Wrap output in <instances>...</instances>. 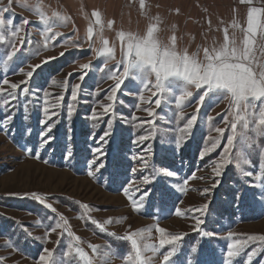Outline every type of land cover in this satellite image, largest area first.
I'll list each match as a JSON object with an SVG mask.
<instances>
[{
	"label": "rangeland",
	"instance_id": "obj_1",
	"mask_svg": "<svg viewBox=\"0 0 264 264\" xmlns=\"http://www.w3.org/2000/svg\"><path fill=\"white\" fill-rule=\"evenodd\" d=\"M145 4L147 7L141 9L140 0H13L11 5L9 0H0V9L5 7L11 9L10 12L2 13L6 20L11 18L14 23L20 24L21 18H26L32 22L25 26V31L34 42L32 45H26L14 60L9 62L7 69L0 59V80L6 75L10 82L18 83L25 79V76L18 72L20 67L26 72L31 70L30 65L40 64L47 57H58L42 69H37L38 75H34L29 87L33 91L47 90L50 99L59 95L65 97L61 108L57 110L59 114L49 121L55 124L51 133L55 139L46 150H37L40 159L30 156L24 147H34L38 134L44 127L39 122L43 119V115L36 104L37 97L41 96L42 92L28 97L33 104L29 105L30 117L27 120L22 107L26 99L19 96L21 106L15 109L16 115L10 126L11 131L9 134L0 131V257L4 258L0 264H39V255L44 254L45 247L53 252L52 260L58 261L66 251L69 238L60 236L62 229L46 235L47 229L53 226L58 214L68 220L69 229L75 236L80 237V241L76 243L88 252L93 264H104L105 258L102 254L108 245H111L113 252L119 253L130 250V246L128 242L101 232L91 223L89 217L100 223L112 218L114 222L106 224L105 228L107 232L115 233L117 236L151 228L150 238L146 232V239L141 241L142 244L158 242L159 233L155 231L157 223L166 229L167 234L187 233L178 249V255L173 258L175 264H182L185 254L194 243H198L202 249L201 259L204 264H223V254L229 242L226 238L228 231L238 234L237 238L241 235H264V209L259 205L252 206V189L245 183L247 178L242 179L241 172L234 166L236 162H240L244 167L245 153L241 150L243 146L239 143V137L234 149V162L219 178L220 185L202 194L204 189L210 188L215 182L211 179V166L204 167V165L218 155L222 145L203 161L199 159V152L203 146L210 143L205 139L207 135H218L211 131V128L224 127L223 117L228 111V100L218 105L206 103L200 110L193 135L180 150H175L173 140L180 134L178 124L183 126L196 111L198 98L196 90H193V97L186 102L183 109L185 113L183 121L177 122L174 115L177 110L174 104L168 107L162 104L161 108H157L155 116L157 135L153 140L139 146L133 144V140L146 132L144 128L138 129L135 125L141 120L152 119L147 116L143 108L155 107L156 97L152 96L155 89L143 92L145 102L138 101V98L128 94L127 90L124 95L118 91L112 134L101 140L100 137L107 130L106 123L109 117L106 116L98 122L88 117L96 101L103 103L108 101L104 99L105 91H101L98 96L92 95L91 92L97 86L108 90L113 81L103 79L105 73H100L94 68L82 85L76 112L71 118L67 116L66 105L70 101L71 85L80 83L78 77L84 71L80 66L90 62L95 66L103 62L104 58L97 59L95 53L103 47L104 39H107L109 46L115 50V60L108 61L107 69H112L116 61L122 59L121 41L117 36L120 31L142 36L150 24H157L158 36L162 41L167 42L175 34L178 47L187 48L189 53L196 52L198 46H207L211 43V40L202 36V31L196 27L195 11L198 2L196 3L195 0H145ZM37 9L48 17V25L38 23L40 17L36 14ZM94 10L101 13L102 31L99 25L94 24L95 18L92 16ZM65 17L67 20L64 19ZM109 21L115 22L111 29L107 27ZM90 23L94 28L91 49L89 43L85 42ZM48 26H52L54 32L62 33L63 36L57 37L46 50L33 55L35 49L43 48L44 36L47 33L42 29ZM20 35L24 36L25 32ZM67 37H71L70 43H64ZM17 44H19L18 40ZM77 45H82V48ZM5 48L10 50L9 45H0V54L5 52ZM61 52L64 53L63 56L59 55ZM53 80L57 83L53 84ZM65 80L69 83L67 90L62 87ZM128 83L126 80L125 84ZM149 100L153 103L149 104L147 102ZM137 102L140 103V110L134 107ZM97 111H102L98 105ZM218 113L220 115H217ZM133 114L140 119L131 121ZM2 115L0 113V117ZM206 115L214 117L211 124L205 123ZM93 123H96L97 127L93 128L91 126ZM26 128L31 129V135H25ZM239 131L238 127V133ZM227 134L229 133L226 132L225 136ZM256 139L258 144L261 143L259 138ZM149 144L153 149L151 162L157 167L167 166L179 175L171 178L161 175L149 185H140L149 190L150 195L145 208L140 213H136L123 193L122 186L133 179L131 168L138 162L132 160V156ZM66 146L73 152L71 159L64 158ZM98 147L104 154L99 155L97 163L103 162L105 167L96 172L95 176H89L86 162L90 163L96 159L98 154L93 150ZM113 155L117 158L112 161ZM111 162L117 165L113 170L109 169ZM251 163L252 165L257 163L255 153L252 154ZM198 168L202 170L197 171ZM91 170L95 172V165ZM252 170L256 171L254 167ZM148 171L146 170V173ZM193 171L196 172V178L189 180L186 185L187 191L180 193L172 187L174 183H182L183 179L190 176ZM146 173H136V182L139 183V178ZM252 179L254 180L255 177ZM245 192L248 193L247 196L242 195L239 200L236 199L238 193ZM31 193L44 196L46 202L52 203L57 209V213H51L31 198ZM205 202L209 203V208L205 217L206 224L202 227L217 234L212 238H201L192 231L194 220L191 215L183 217L169 215L170 211L174 212L175 207L186 210L189 207H199ZM82 205H88L89 208L84 209ZM125 217L126 219H123ZM21 227H26L35 238H26ZM9 237L14 238V242L23 251H14ZM58 240L59 244H57ZM206 240L208 245L205 247L203 243H206ZM89 244L98 246V254L92 253ZM164 251H167V248ZM262 259L264 253L256 257L252 264H259ZM67 260L70 264H74L71 256ZM107 264H124V261L119 256L113 255L107 260ZM154 264H162V255L154 260Z\"/></svg>",
	"mask_w": 264,
	"mask_h": 264
},
{
	"label": "snow or ice",
	"instance_id": "obj_2",
	"mask_svg": "<svg viewBox=\"0 0 264 264\" xmlns=\"http://www.w3.org/2000/svg\"><path fill=\"white\" fill-rule=\"evenodd\" d=\"M12 3L13 0H9V5ZM239 3L249 6L246 13V27L241 25L236 19H233L229 26L223 28L222 42L214 38L207 46H198L197 51L194 53H189L187 48L180 49L177 45L175 34L167 42L162 41L158 36V25L150 24L146 33L142 36L131 32L125 33L124 31L117 33L121 41L123 56L122 59L116 61L112 69H107L108 61L115 60V50L109 46L108 40L104 39L103 47L95 53L97 59L104 58L103 62L95 66L91 62L80 66L84 71L78 77L80 83L71 85L70 101L66 105V110L69 118L76 112V104L81 96L82 85L91 70L95 68L96 71L105 73L103 79L111 80L113 84L108 90L100 89L97 86L92 90L91 94L98 96L101 91H105L104 99L108 103L96 101L88 117V119L97 122L106 116L109 117L106 123L107 130L100 137L101 140H104L105 137L112 134L113 119L116 116L117 92L120 91L121 95H124L125 90H127L128 94L137 97L138 101L145 102L143 92L154 88L155 91L152 92V96L156 97L154 100L155 107L143 108L147 116L152 119L141 120L139 124L135 125L138 129L144 128L146 132V134L139 135L133 140V144L139 146L146 141L153 140L157 135L155 124L157 108H161L162 104L164 107L174 104L177 110L174 113L177 122L183 121L185 119L183 109L186 102L193 97V90H196V96L198 97L196 99V111L186 120L183 126L178 124L180 134L174 137L173 140L174 149L180 150L182 145L187 143V140L193 135V130L198 124V115L201 108L208 102L218 105L224 100H228V111L223 117L224 127H212L211 131L218 135H207L205 139L210 143L203 146L199 152V159L203 161L205 157L211 156L222 145V150L219 151L218 155L204 165V167L211 166V179L215 182L211 184L210 188L204 189L202 194H206L220 185L219 178L223 175L226 168L234 162V149L239 137V143L243 146L241 150L245 153L244 167H242L240 162H236L234 166L241 172L242 179L247 178L245 183L248 188L252 189V206L259 205L264 209V0H239ZM257 4L260 6H257ZM146 7L145 0H140V8L145 9ZM10 11V7L0 9V45L10 46V50L5 48V52L0 54V59H2L5 69L9 67V62L13 61L26 45L34 43L25 31V26L32 22L26 18H21L20 24L14 23L11 18L6 20L2 13ZM36 14L40 17L38 23L49 24L48 17L41 14L38 9ZM54 15L58 14L54 13ZM92 16L95 18L94 24L99 25L102 31L101 13L94 10ZM64 19L67 20L66 17ZM114 23V21H109L107 27L111 29ZM208 25L211 31V20L208 21ZM229 28L233 30L231 37L229 36ZM42 30L47 33L44 36L43 48L35 49L33 55H38L40 51L46 50L49 44L56 41L57 37L63 36L62 33L54 32L52 26ZM237 31L242 35L238 37ZM22 32H25L24 36L20 35ZM93 35L94 28L92 23H90L87 27L85 41L89 43L90 49L92 48ZM17 40L19 44H17ZM70 41L71 37H67L64 43H70ZM77 47L82 48V45H77ZM59 55L63 56L64 53L61 52ZM56 59L58 57H47L40 64L30 65L31 70L26 72L23 67H20L18 72L22 73L25 79L18 83L10 82L6 75L5 78L0 80V113L3 114L0 117V131H4L5 134H9L11 131L10 126L16 115L15 109L21 106L19 96H23L26 99V103L22 107L25 112V120H27L30 117L29 105L33 104V101L28 99V97L30 95L36 96L37 92H42V95L37 97L36 104L40 107L43 115V119L39 122L44 127L38 134V140L34 147H24V150L35 159H40L37 150H46L55 139L51 135L55 124L49 123V121L52 120L53 116L59 114L57 110L61 108L65 97L64 95H59L54 99H50V93L47 90L36 89L33 91L29 84L34 75H38L37 69H42L50 61ZM126 80L129 82L128 84H125ZM52 83L56 84L57 82L53 80ZM62 87L65 90L68 89L69 83L67 80L63 82ZM147 102L149 104L153 103L151 100ZM97 105L102 111H97ZM134 107L140 110V103H135ZM217 115L220 114L218 113ZM121 118L125 119L124 117ZM139 119L134 114L131 116V121ZM212 121H214V117L206 115L205 123L211 124ZM146 125L147 128H145ZM91 126L95 128L97 124L93 123ZM238 127L240 129L239 133ZM226 132L229 134L225 136ZM25 135H31L30 128L25 129ZM256 138H259L261 143L258 144ZM93 152L98 155L90 163L86 162L89 176H95L96 172L105 167L103 162L97 163L99 155L104 154L102 150L98 147ZM253 153H255L257 160L255 165L251 163ZM72 156L71 148L66 146L64 158L71 159ZM152 157L153 149L151 144L144 147L141 152L133 155L132 160L138 162L136 166L131 168L133 179L128 180L122 186L123 193L130 201L132 210L136 213H140L145 208L146 204H148L147 198L150 195V191L140 185H149L161 175L170 178L178 177L179 175L178 172L167 166L157 167L151 162ZM93 165H95V172L91 170ZM253 167L256 171L252 170ZM146 170L149 171L146 173ZM199 170L202 169L198 168L197 171ZM138 172L146 173L139 178V183L135 180V175ZM257 172L259 175H257ZM253 177H255L254 180L252 179ZM194 178H196L195 171L190 176L185 177L182 183L172 184V187L176 191L184 193L187 191L186 185L189 180ZM200 179L204 178L200 177ZM242 195L247 196L248 193H238L236 199L239 200ZM31 198L43 205L51 213H57V209L52 203H47L44 196L31 193ZM81 207L84 209L89 208L88 205H82ZM208 208V202L196 208L189 207L186 210L175 207L174 212L170 211L169 215L174 214L178 217L191 215L194 220L192 231L201 238H212L217 234L202 227L206 224L205 217ZM50 219L52 218L50 217ZM89 219L101 232L129 243L130 250L124 253L113 252L111 245L106 246V250L102 254L105 258L104 264H107V260L113 255L119 256L124 261V264H154V260L160 255H162V264H175L173 258L178 255L181 242L184 236L187 235V233L167 234L166 229L160 227L157 223L155 231L159 233L158 242L155 244H142L141 241L146 239V232L149 234L148 238H150L151 228L132 231L124 236H117L115 233L107 232L105 228L106 224L114 222L112 218H109L104 223H100L90 217ZM123 219H126V217ZM57 229H62L61 237L66 236L69 238L66 251L58 261H53V252L45 247L43 248L44 254L39 255V264H70L67 260L70 256L74 264H93L88 252L80 247L79 243H76L80 241V237L74 235L68 227V220L59 214L54 220L53 226L47 229L46 235L56 232ZM21 230L25 233L26 238H35L32 237V233L26 227H21ZM237 236L238 234L232 231L227 232L226 238L229 242L226 245V252L223 254V264H252L256 257L264 253V235H241L239 238ZM9 240L14 251H23L14 242V238L9 237ZM59 242L58 240L57 244ZM253 245L256 246L253 247ZM88 247L93 254H98V246L89 244ZM166 248L167 251H164ZM201 257L202 249L198 243H194L189 247L182 264H204ZM3 259L0 257V261ZM259 264H264V259L260 260Z\"/></svg>",
	"mask_w": 264,
	"mask_h": 264
},
{
	"label": "crops",
	"instance_id": "obj_3",
	"mask_svg": "<svg viewBox=\"0 0 264 264\" xmlns=\"http://www.w3.org/2000/svg\"><path fill=\"white\" fill-rule=\"evenodd\" d=\"M198 6L195 11L196 27L202 31V36L212 40L223 41V28L229 26L233 19L246 27L248 5L240 4L239 0H195ZM257 6H260L257 4ZM235 10V11H234ZM209 14V15H208ZM186 17V16H185ZM211 20V31L208 21ZM219 29V30H217ZM232 29L229 28L231 37ZM242 34L237 31V36Z\"/></svg>",
	"mask_w": 264,
	"mask_h": 264
},
{
	"label": "trees",
	"instance_id": "obj_4",
	"mask_svg": "<svg viewBox=\"0 0 264 264\" xmlns=\"http://www.w3.org/2000/svg\"><path fill=\"white\" fill-rule=\"evenodd\" d=\"M117 157L115 156V155H113V157L111 156V160L113 161V159H116ZM115 167H117V165L116 164H112V162L110 163V165H109V169L110 170H113V169H115ZM203 245L206 247L207 245H208V243H207V240H206V243H203Z\"/></svg>",
	"mask_w": 264,
	"mask_h": 264
}]
</instances>
